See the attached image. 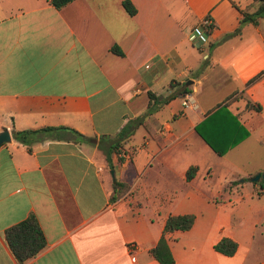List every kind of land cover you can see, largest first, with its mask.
I'll return each mask as SVG.
<instances>
[{"label":"crops","instance_id":"obj_1","mask_svg":"<svg viewBox=\"0 0 264 264\" xmlns=\"http://www.w3.org/2000/svg\"><path fill=\"white\" fill-rule=\"evenodd\" d=\"M122 1L0 0V130L11 135L0 144V264H161L150 248L182 213L194 221L167 234L168 264H264V178L245 179L264 162L244 170L229 156L264 138V16L240 24L258 1L130 0L133 14ZM220 102L248 130L223 154L195 128ZM43 126L67 128L12 134ZM116 142L110 166L102 147ZM30 214L46 244L19 262L4 230ZM222 236L237 241L232 255L214 249Z\"/></svg>","mask_w":264,"mask_h":264},{"label":"trees","instance_id":"obj_2","mask_svg":"<svg viewBox=\"0 0 264 264\" xmlns=\"http://www.w3.org/2000/svg\"><path fill=\"white\" fill-rule=\"evenodd\" d=\"M50 3L60 8L71 0H49ZM258 5L254 11L248 12L242 10V17L240 24L245 21H257L258 16H264V0H257ZM122 4L124 8L130 13L135 12V7L130 0H123ZM208 29L211 24H208ZM240 26H238L232 32L227 34H236L239 32ZM112 50L122 54V51L117 46H112ZM259 73L249 78L246 85L253 82ZM189 86H184L181 91L182 94L189 91ZM150 101L148 103V110L151 108V97H156L154 93L148 92ZM247 104H250L247 101ZM226 102H220L215 109L209 113L204 119L196 124L195 128L197 132L203 137V139L212 147V149L218 153L223 154L229 148L241 141L248 135V130L236 119V116L231 113V110L227 108ZM259 109V107H257ZM65 126H43L39 128H25V129H12L13 136L22 141H29L33 136L40 133H51L55 129H64ZM78 133L76 130H73ZM130 132L129 123L124 127L122 133ZM81 135L80 133H78ZM85 137V136H83ZM119 143V142H118ZM118 143H111L109 146L102 147L108 164L111 166L110 153L113 149L117 148ZM101 147V144H99ZM197 170V165H190L185 173L186 179H190L194 176ZM234 182V181H233ZM260 187L264 188V179L259 180ZM195 215L193 213L182 214H168L165 218L162 232L157 242L150 248L152 255L161 263L168 264L175 262L172 251L168 244L167 234L170 231L180 229L186 230L190 228L194 221ZM4 237L9 245L11 251L19 262H23L26 259L36 255L46 244L44 233L39 225V222L34 214L28 215L26 218L16 222L4 230ZM237 241L229 236H222L214 243V249L226 254L232 255L237 249ZM182 264V263H176Z\"/></svg>","mask_w":264,"mask_h":264},{"label":"rangeland","instance_id":"obj_3","mask_svg":"<svg viewBox=\"0 0 264 264\" xmlns=\"http://www.w3.org/2000/svg\"><path fill=\"white\" fill-rule=\"evenodd\" d=\"M225 89H226V86L219 87L218 88L219 92L216 93L215 97H219V96H217V94L223 93L225 91ZM256 116H257V118L261 119L262 113L258 112V115H256ZM249 141H253V144H250ZM244 144H248V145H246V147H242V148L238 149V151H236L232 155H229L233 161L238 163L244 170L250 169V167H251V166H249L250 164L264 162V138H262L260 141H256L254 138L252 140V138H250V139H247ZM211 154H213L212 156H216V155H214V153H211ZM218 158L219 157L216 156L210 160L212 162V164H210V165H212V169H211L210 173L212 174L211 179L213 182H215L216 179L220 175V172L217 169H215V167H217V165H216L217 160H219ZM202 172H204V169L202 170ZM202 172H201V174H202ZM255 173L256 172L252 173L250 176H246L245 179H249ZM232 183H234V182L233 181L226 182L223 190L225 191V190L229 189L231 187ZM260 232H261V230L256 231V238H258V240H259L258 245L264 246V230H263V233H260Z\"/></svg>","mask_w":264,"mask_h":264},{"label":"built area","instance_id":"obj_4","mask_svg":"<svg viewBox=\"0 0 264 264\" xmlns=\"http://www.w3.org/2000/svg\"><path fill=\"white\" fill-rule=\"evenodd\" d=\"M209 18L208 17H204L203 20H202V25H204V27L209 23ZM191 37H192V40H198L199 41L201 40L202 41V38H205V33H204V30L201 29H195L194 31H192L191 33ZM200 41V42H201ZM181 104L184 108H188V107H195L196 106V103L192 97L191 94H186L182 100H181ZM137 246L136 244L134 243H131L129 244L128 246V249L131 253H133L135 250H136ZM134 258V256L132 255V259Z\"/></svg>","mask_w":264,"mask_h":264},{"label":"water","instance_id":"obj_5","mask_svg":"<svg viewBox=\"0 0 264 264\" xmlns=\"http://www.w3.org/2000/svg\"><path fill=\"white\" fill-rule=\"evenodd\" d=\"M10 138V131L7 128L0 130V144L9 141ZM261 178H264V170L258 171L250 177V179L253 181H258Z\"/></svg>","mask_w":264,"mask_h":264}]
</instances>
